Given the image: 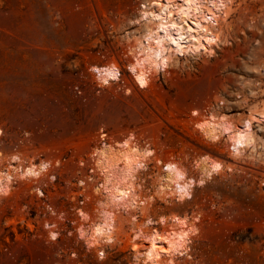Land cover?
<instances>
[{
    "label": "rangeland",
    "instance_id": "rangeland-1",
    "mask_svg": "<svg viewBox=\"0 0 264 264\" xmlns=\"http://www.w3.org/2000/svg\"><path fill=\"white\" fill-rule=\"evenodd\" d=\"M144 1L0 0V168L13 154L20 155L24 165L43 161L50 165L38 179H14V188L11 183L12 190L0 198V208L14 205L12 211L3 210L2 216L28 215L37 223L33 238L18 249L15 264L70 262L56 253L59 242H52L49 231L53 228L45 223L57 218L41 208L36 188L55 209L76 217L70 205L78 198V161L96 147L101 128L118 139L129 133L144 138L158 159L173 157L185 167L202 154L234 164L196 186L192 198L184 202L156 196L150 202L155 203L152 215L156 219L172 214L197 216L206 208L202 198L210 197L222 201L224 211L234 212L241 220L237 226L241 239L250 232L258 238L259 229L248 223L249 213L262 220L264 227L260 149L255 156H231L227 141H208L193 124L211 109L247 121L257 138L264 137V123L249 120L247 114L250 105L264 99V0H232L226 19L213 28L221 33V41L214 44L212 53L178 54V62L170 60L166 71L152 74L150 87L139 88L127 69V43L142 32L144 21L136 18ZM111 62L117 65L120 80L102 85L90 68ZM150 162L161 170L152 157L145 167ZM144 169L138 174L141 186ZM186 169L194 175L192 168ZM154 178L147 180L152 191L145 192L142 186L140 196L153 193ZM146 211L137 223L150 218ZM125 217L119 216L122 230L110 247L126 248L118 243L123 235L129 236ZM198 226L207 242L196 245V258L178 256L175 264H218L215 258H205L204 252L218 245L219 231L226 225L217 218L206 225L200 218ZM71 239L66 238L65 244ZM114 258L119 262L104 264H127L121 255Z\"/></svg>",
    "mask_w": 264,
    "mask_h": 264
},
{
    "label": "bare ground",
    "instance_id": "bare-ground-1",
    "mask_svg": "<svg viewBox=\"0 0 264 264\" xmlns=\"http://www.w3.org/2000/svg\"><path fill=\"white\" fill-rule=\"evenodd\" d=\"M231 2L144 1L136 18V21H144L142 32L132 36L127 43V69L136 85L139 88L150 87L152 74L166 71L170 60L178 62V54L197 56L202 52L212 53L214 44L221 41V33L213 28L219 24V20L226 19ZM90 69L102 85L120 80L121 74L115 63L93 65ZM247 112L249 120L261 119L264 123V99L250 105ZM192 113L197 114V111ZM193 124L206 140L216 142L223 138L227 141L231 156H255L258 149V154L264 156V137L257 138L247 121H240L232 114L210 109ZM137 139L136 135L129 133L112 142L99 138L95 143L96 147L92 148L89 156L93 158V167L100 174L99 182L92 189V193L96 194V214L90 220L87 211L77 210L79 223L76 235L87 247L112 245L122 230L119 216L125 214L129 236L127 240L124 237L123 241L132 253L130 263L175 264L174 258L187 254L192 236L199 232L196 224L198 217L177 214H172L168 219L161 217L156 222L164 227L157 229L160 227H155L156 222L148 217L137 223L141 219L135 212L142 213L156 196L163 200L173 197L172 202H184L192 198L196 186L204 185L225 168L231 170L234 164H224L220 159L202 154L193 159L190 167H185L173 157L158 159L152 147ZM151 157L162 167L155 174L153 193L142 197L139 193L142 186L138 174ZM22 162L20 155L13 154L7 164L0 168V198L9 193L11 183L13 189V184L17 183L14 179H38L50 166L45 161L36 165H24ZM186 168H192L194 175H189ZM38 188L37 195H40L42 191ZM46 224L48 227V222ZM49 236L54 237V231L50 230Z\"/></svg>",
    "mask_w": 264,
    "mask_h": 264
},
{
    "label": "built area",
    "instance_id": "built-area-1",
    "mask_svg": "<svg viewBox=\"0 0 264 264\" xmlns=\"http://www.w3.org/2000/svg\"><path fill=\"white\" fill-rule=\"evenodd\" d=\"M99 138L102 141L112 142L115 138L112 137L105 129L99 130ZM141 143L149 145V142H145L144 138L137 139ZM77 172L78 177V195L77 203L70 205V209L77 213L78 209L87 211L90 215V220L96 214L95 199L96 194L92 193L93 186L99 182L100 174L93 167V158L88 156L83 160L78 161ZM157 170L152 162L147 163L146 169L141 171V177L143 180V190L150 192V185L147 180H150L155 176ZM146 181V182H145ZM15 183L13 184V188ZM42 191V190H41ZM41 201V208L46 210L52 216H56V220L48 222V228H53L55 236L51 237L52 242H59L57 244L56 253L61 256H66L70 259V262L65 264H104L111 261L119 262L118 258H114L117 255H121L122 260L130 264L131 251L126 247L119 249L118 246L110 247L111 245L93 246L87 247L84 243L78 241V237H73V232L76 231L79 220L75 216H67L64 211L55 209L44 197V193L38 195ZM72 198V197H71ZM202 200L206 202V208H203L200 213L197 214L199 220L196 221L198 226L200 218L202 222L208 225L212 219L217 218L220 224L226 226L219 231L220 239L218 245L215 248L208 249L204 252L205 258H215L218 264H262L264 262V227H261L262 220L258 217L248 214V223L252 226L256 225L258 230V238H255L252 233L245 239H241L237 233V226L241 223L240 219H236L235 213L225 209V205L222 201H216L210 197H203ZM155 202V201H153ZM155 204V203H154ZM149 204L146 213L149 217L156 222L157 219L152 215L153 205ZM14 205H4L0 208V264H15L17 259L18 249L21 244L28 239H32L35 235L34 230L37 229V223L31 219L28 215L24 218L17 219L15 214L1 215L3 210L12 211ZM27 209L29 206L24 205ZM145 213V212H144ZM143 213V214H144ZM27 214V211L26 213ZM139 219H143V214L140 212L135 213ZM251 220V221H250ZM87 224V222L85 223ZM46 227L47 224L45 223ZM155 226L161 227L159 223H154ZM65 226H69L66 228ZM199 228V226H198ZM203 230L208 234L209 230L204 226ZM72 237L69 244H65L66 238ZM195 237V238H193ZM189 243L188 252L186 255L188 259L196 258L194 250L196 245L201 241L202 244L207 242L206 235H194ZM124 239V235H123ZM48 242V241H46ZM119 245H122L124 241H119ZM209 247V246H208ZM182 256V257H184ZM181 258V257H180ZM116 259V260H115Z\"/></svg>",
    "mask_w": 264,
    "mask_h": 264
}]
</instances>
